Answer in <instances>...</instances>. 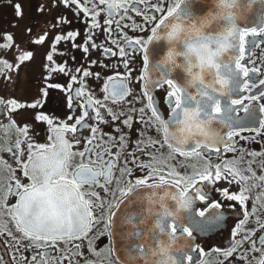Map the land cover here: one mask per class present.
<instances>
[{
    "label": "snow or ice",
    "instance_id": "6c2138e0",
    "mask_svg": "<svg viewBox=\"0 0 264 264\" xmlns=\"http://www.w3.org/2000/svg\"><path fill=\"white\" fill-rule=\"evenodd\" d=\"M152 2L153 0H66L65 7L74 6V10L83 13L84 17H89L91 14V19L96 20L100 15L96 6L97 4L102 5L107 9L110 35L111 31H115L111 28L114 18L129 12L133 4L139 6L142 3H147L153 15L156 12H161V8L151 7ZM248 2L264 6V0H217L219 11L215 20L219 23H216L210 32L204 33L202 29L207 26L205 22L192 23L194 17L178 15L179 6L185 3V0H177L176 8L169 10L167 16L159 18L157 28L169 29L168 21L171 17H175L177 23L171 25L167 35H160L156 30H153L152 39L146 41L147 44H153L156 41H167L171 44L178 39L181 41L177 44L180 45L179 52L185 53L181 57L182 63L176 65L173 56L175 50L169 51L166 59L154 66L157 71L161 72L159 79L149 80L147 77L149 58L144 53L148 52V48L142 46L145 42L139 39L129 40L127 42L129 48H119L121 54L133 51L142 55L146 66L145 75H142L137 82L143 83V95L146 97L147 105L139 112L141 117H145L146 112L150 111L151 118H145L138 123L150 124L154 118L158 122L155 125L157 129L163 131V140L159 144L150 141L146 145L138 143L136 147L139 151L130 152L125 156L126 167L121 170V180L116 182L118 188L116 192L112 193L113 202L110 205L101 201L100 196L94 191H83L86 187L88 189L96 187L106 189L107 185L112 183L113 169L119 159V153L114 155L110 145L101 144L103 150L99 153L94 151L96 145L101 142L96 138L98 129L91 125L93 123L104 124L107 122V118L102 116L101 110L97 107L98 103L101 108L103 104L91 97L86 91L84 80L80 79V77L95 78L91 72L78 71L74 73V77L69 76L72 85L80 86L75 89L71 87L67 89L72 94L69 105L73 106L74 111L81 110L79 118L69 117L73 126L61 124L58 127H53L54 122L46 116L38 115L36 117L38 122L47 124L51 130L50 147L35 145L29 138L30 129L27 127L20 129L14 123L0 126L3 135H15L16 137L14 143L7 140L0 144V152L7 151L10 158L16 157L14 163L19 165L18 170L22 172L25 179L31 182L27 186L24 185L23 180L15 182V189L9 188L6 193L3 188H0V209H3V201L7 200L8 196L18 198V202L13 207L7 208L6 211L16 231L32 245L26 251L44 249L47 245L56 249L57 242L65 243L83 239L96 223L93 213L104 209L108 215V219L105 221L106 228H131V235L122 232L121 238L137 241L134 246L128 248V259L125 264H137L138 260H143L144 264H192L191 256L173 253L171 250L178 231L189 237L193 235L192 231L176 222L177 211L187 212L191 209L193 200L189 193L198 197L200 203H207L204 194L197 185L215 184L222 180L240 188L238 193L224 190L222 194L226 200L233 201L240 206L244 219H251L257 214L256 207L249 210L248 201L253 198L255 189L259 188L261 192H264V176H256L253 170V161L249 160L241 171L239 161H234L231 164L225 162L223 166H220L204 160L201 154L202 150L222 155H226L228 152L235 154L237 151L235 138L241 136V132L236 130L234 125H245V131H254L256 135L264 134L254 126L253 121L256 120V113L252 110L253 103L261 104L264 99V73L256 67L249 69L247 66H241V62L245 59L252 64H256L258 61V57H253L251 54L245 55L246 37L253 38L247 43L250 53L254 52L261 43L255 38L264 37V11L257 17L259 30L257 27H253L248 31L238 29L235 17L230 13V10L238 3ZM82 4L86 6H81ZM15 10L18 15L21 14L19 5ZM135 11L137 14H141L142 9L137 7ZM149 22H151L150 18ZM181 23L185 25L183 29ZM99 27V24H92L85 37L88 43L75 45V47L85 54H88L90 49L96 50L95 45L92 44L91 29ZM77 35L68 33L65 37H57L55 44L60 43L62 39L65 41L75 40ZM45 39L46 37H38L30 42L43 44ZM5 40L7 42L3 48L7 49L12 42V37L7 36ZM226 54L228 55L226 56ZM105 55H109L106 50ZM14 59L22 65L32 57L17 53ZM46 59L51 62L53 57L49 55ZM260 63H264V61H260ZM0 67L7 68L9 71L14 70L12 64H5L3 61H0ZM172 67L181 69L187 77L186 83L174 82L171 78ZM50 71L67 74L66 69L62 66L50 69ZM253 75L261 76V79L252 80L251 76ZM165 87L169 90L165 100L171 111V119L168 121H165L156 109L152 95V91ZM257 88L260 89V93L255 96H240L241 93L254 92ZM190 90H194V94ZM60 91L63 92L65 89L61 88ZM104 91L107 93L106 100L112 103L122 102L130 94L124 83L112 85L109 82ZM85 97L87 99H84ZM246 101H250V103L246 104ZM0 107L6 109V111L0 112V115L10 118L12 113L19 111L22 107L36 109L41 105L34 103L22 106L15 101L7 103L0 101ZM104 110L108 116L114 115L110 110ZM241 112L247 116V120L238 118ZM259 113L261 117L258 121L259 129H264V106L259 107ZM122 123L124 128L131 129V119L123 120ZM214 124L220 127H213ZM225 129L227 130L226 135L222 134ZM85 131L91 133V136L82 139L80 134ZM114 131L117 134L121 133L119 127ZM66 137L68 138L66 139ZM112 139L123 151L126 137L121 135L119 140H116L115 137ZM77 142L85 146L83 152L71 150L77 146ZM21 145L27 147L26 162H21L19 159L25 155L21 150ZM145 147L154 150L149 157L153 161L159 160V157L155 155V150L167 147L170 150L169 161L173 156L196 157L203 162V167L193 166V174L189 177H173L171 180L161 178L172 174V169L167 162L161 160L159 163L149 165L141 163L139 159H133L140 155L149 156V153L144 151ZM77 157H79L80 163L73 168L72 161ZM127 165L132 167L128 168ZM0 166L8 167L7 163L3 161H0ZM137 169L141 171L147 169L145 178L123 180L125 176H132ZM164 169L167 171H163ZM177 179L180 180L179 185L176 182ZM153 180L154 183L149 182ZM165 187L175 188V192L165 191L162 196L157 197L156 190ZM142 189H151L152 192L144 196L141 194ZM193 190L195 191L193 192ZM117 196L119 199H116ZM256 200L259 202V194H256ZM168 201L174 202L178 208L174 207L170 211L167 205ZM154 202L158 204L160 211L154 210ZM144 204L149 205L146 210ZM219 208L220 205L214 203L211 204L208 211L211 212L212 209ZM196 215L203 220L207 213L198 212ZM149 218L154 224V229L150 232L145 226V222ZM223 219L222 216H212L201 227L213 230L219 226ZM2 220L3 212L0 211V223ZM256 223L259 225L257 231L264 230V221L256 220ZM237 234H239V230ZM0 235L5 237L0 240V244H5L7 247L8 243H12L19 248L20 242L12 240L10 233H0ZM145 235L150 238L153 245L150 254L148 249L138 243ZM254 236H256V232L244 234L245 238ZM164 237H167V240L163 239ZM258 239L259 244L253 242L251 252L241 253L238 259L244 261L245 264H264V236L258 237ZM244 242V238L237 241L240 246ZM257 251L260 252L261 258L253 262L250 258L251 254ZM78 254L79 245L75 250L70 248L68 253H61L62 259L56 258L55 260L51 253L43 250L39 256L33 255L29 264H64L65 260H72ZM15 258L20 261V264H24L27 259L24 256Z\"/></svg>",
    "mask_w": 264,
    "mask_h": 264
},
{
    "label": "flooded vegetation",
    "instance_id": "af4514ba",
    "mask_svg": "<svg viewBox=\"0 0 264 264\" xmlns=\"http://www.w3.org/2000/svg\"><path fill=\"white\" fill-rule=\"evenodd\" d=\"M187 1L185 0V2ZM65 2L66 0H3V26H8L6 32L12 37L15 47L7 56L3 57L5 64H12L14 70L9 71L7 68L3 70V80L0 81L2 88L0 101L4 103L15 101L22 106H29L35 103L41 105V107L36 109L22 107L19 111L12 113L10 118L0 115V126L14 123L20 129L27 127L30 129L29 138L35 145L50 147L51 130L47 124L38 122L36 117L38 115L46 116L50 121L54 122L53 127H58L61 124L73 126V122L69 117L79 118L81 110L76 109L74 111L73 106L69 105V99L72 94L67 89L70 87L75 89L80 86L72 85L69 76L74 77V73L78 71L91 72L95 78L80 77V79L84 80L86 91L91 97L103 104L102 108L99 103L97 107L101 110L102 116L107 118V122L104 124L93 123L91 125L98 129L96 138L101 142L96 145L94 151L96 153L102 151L101 144L110 145L114 155L119 153V159L113 169L112 183L108 184L106 189L99 187L88 189L86 187L83 191H94L100 196L101 201L110 205L113 202L112 193L116 192L118 188L116 182L121 180V170L126 167L125 156L130 152H138L139 149L136 147L138 143L146 145L150 141L154 144H159L163 140V131L162 129H157L155 125L158 122L154 118H152L153 122L150 124L138 123V121L145 118H151L150 111L146 112L145 117H141L139 112L140 109L146 108L147 105L146 97L143 95V83L137 82L142 75H145L146 66L142 55L133 51H126L121 54L119 48H129L130 46L127 42L136 39L145 42L142 46L147 47L146 41L151 39L153 30L157 29L159 18L167 16L169 10L175 9L177 0H153L151 7L162 9L161 12H156L154 15L147 3H142L139 6L133 4L129 12L122 13L121 16L114 18L111 28L115 29V31H111L110 35L107 23L108 17L106 15L107 9L105 7L97 4L96 10L100 15L97 16L96 20H92L91 14L89 17H84L83 13L74 10V6L65 7ZM183 4L179 6L180 9ZM17 5L21 9V14L19 15L15 10ZM81 6L86 5L82 4ZM137 7L142 9L141 14L136 13L135 9ZM262 11H264V6L259 3L248 2L239 4L238 10H230V13L235 17L237 28L248 31L253 27H257L259 30L257 17ZM186 15H190V13ZM216 15L217 13L210 14L207 11L198 12L197 14L193 13L194 20L192 23L196 21L205 22L207 26L202 31L207 33L215 27L216 23H219L215 20ZM149 18L151 22H149ZM92 24L100 25L97 29H91L92 44L95 45L96 50L90 49L89 53L85 54L75 45H86L88 43L85 37ZM184 27L185 25L181 23V28L183 29ZM68 33L78 34L77 38L72 41L62 39L60 43L55 44L57 37H65ZM181 35H183V32H181ZM38 37H46L45 42L43 44L30 42ZM252 39V37H246L245 55L251 54L253 57H258V61L256 64H252L245 59L241 62V66H247L249 69L256 67L264 73V63H260V61H264V37L255 38L261 43L254 52L250 53L247 42ZM179 47L180 45L175 42L171 44L167 42L164 60L169 51L175 50L173 52L174 62L176 65L181 64L182 59L174 54L179 52ZM105 50L109 53L108 56L105 55ZM17 53L31 55L32 59L25 61L21 65L14 59ZM49 55L53 57L51 62L46 59ZM92 65H95V67H92ZM58 66L64 67L67 74L50 71V69ZM171 78L177 83H186L187 81L186 75L178 67H172ZM205 79L207 78L205 77ZM251 79L258 81L261 76L253 75ZM109 82L112 85L124 83L130 94L122 102L112 103L106 100L107 93L104 89L106 85H109ZM61 88H64L65 91H60ZM168 91L166 87L152 91L155 107L165 121L171 119V111L167 107L165 100ZM190 91L194 94V90ZM259 93L260 89L257 88L254 92L241 93L240 96H255ZM84 99H87V97ZM245 103H250V101ZM261 106H264V99H262L261 104H252V110L256 113V120L253 121V124L264 133V129H259L258 125V121L261 118L259 113V107ZM104 109L110 110L114 115L108 116ZM4 111L6 109L0 107V112ZM238 118L248 119L243 112ZM127 119H131L132 122L130 130L123 127L122 121ZM117 127L121 129L119 134L114 131ZM213 127L219 128L220 126L214 124ZM234 128L241 132V136L235 138V147L237 149L235 154L228 152V154L222 155L220 153H207L202 150L201 154L204 160L220 166H223L225 162L231 164L234 161H239L241 171L249 160H252L256 176H264V134L256 135L254 131H245V125H234ZM222 134L226 135L227 130L225 129ZM80 135L83 139L90 137L91 133L85 131ZM121 135L126 137L123 151L112 139V137H115L116 140H119ZM15 139V135H3V132L0 131V144L7 140H11L14 143ZM8 146L10 147L11 145ZM84 147V145L77 142V146L71 150L73 152H83ZM21 150L25 155L24 157H19V159L21 162H26L27 147L21 145ZM144 151L149 153V156L140 155L133 157V159H139L141 163L149 165L159 163L161 160L167 162L172 169V174L167 177H161L164 179L171 180L173 177H189L193 174V166L203 167V162L196 157L173 156L172 160L169 161L170 150L167 147L155 150V155L159 157L157 161L149 158L154 151L153 149L145 147ZM93 158L95 157L93 156ZM15 159L16 157L10 158L7 151L0 152V161L6 162L8 165L7 168L0 166V188H3L5 193L9 188L15 189V182L23 180L25 186L31 183L18 170L19 165L14 163ZM79 163L80 160L77 157L72 161L73 168L78 166ZM127 167L131 168L132 166L127 165ZM163 171H167V169ZM146 172L147 169L143 171L137 169L132 176H125L123 180L145 178ZM149 182L154 183L155 181ZM176 182L178 185L180 184L179 179ZM197 187L204 194L207 203H200L198 197L193 195V193H189L193 200L191 209L187 212L177 211L176 222L192 231L193 235L189 237L178 231L172 244V252L191 256L192 264H245L244 261L238 259L239 255L241 253H250L252 243L259 244L258 237L264 236V230L257 231L259 225L256 223V220L264 221V192H261L259 188L254 190L253 198L248 201V208L251 210L256 207L257 214L251 219H244L240 206L233 201L226 200L222 194L224 190L238 193L240 191L238 186L230 185L222 180L219 183H208L197 185ZM165 191L175 192V188L168 189L165 187L157 189V197L162 196ZM151 192V189H142L141 194L147 196ZM256 194H259V202L256 200ZM116 199H119V197L117 196ZM17 202V197L8 196L7 200L3 201V209H0L3 212L0 233H10L12 240L20 242L19 248L12 243H8L7 247L5 244H0V264H20V261L15 258L20 256L27 258L24 264H29L30 258L33 255L39 256L43 250L51 253L53 260L56 258L62 259L61 253H68L70 248L75 250L77 245H79V254L73 257L72 260H65L64 264H125L128 259V248L137 243V241L132 239L124 240L121 238L122 232H127L131 235V228H106L105 221L108 219V215L104 209H101L93 213V219L96 223L83 239L65 243L57 242L56 249L52 248L51 245H47L44 249L26 251L32 245L16 231L6 211L7 208L13 207ZM214 203L219 204L220 208L212 209L209 212L208 209ZM167 205L170 211L174 207L178 208L172 201H168ZM148 207L149 205L144 204L145 210ZM154 210L160 211L158 204H155V202ZM198 212H205L207 215L201 220L196 215ZM117 215L119 214L117 213ZM212 216H222L224 219L213 230L203 229L201 226ZM145 226L149 232L154 229L151 218L145 222ZM238 230L239 234H237ZM251 232H256V236L244 237L245 233ZM4 238V235H0V240ZM242 238L245 239V242L240 246L237 241ZM163 239L167 240V237ZM138 243L148 249L149 254L151 253L153 245L147 235L139 240ZM250 258L253 262L259 260L261 258L260 252L252 253ZM137 264H144V261L138 260Z\"/></svg>",
    "mask_w": 264,
    "mask_h": 264
},
{
    "label": "water",
    "instance_id": "95a60500",
    "mask_svg": "<svg viewBox=\"0 0 264 264\" xmlns=\"http://www.w3.org/2000/svg\"><path fill=\"white\" fill-rule=\"evenodd\" d=\"M238 5L239 3L231 10H238ZM202 11H207L210 14L218 13L219 9L217 7V0H188L183 4V7H181L178 15L185 16L187 13H190V15L193 17V13L197 14L198 12ZM168 23L169 29L161 30L157 28L156 31L160 35H167L168 31L171 28V25L177 23V21L175 17H171ZM166 43L167 41H156L153 44H148L147 46L148 52L146 53V55L149 58V71L147 72V77L149 80H156L161 78V72L157 71L154 66L164 61Z\"/></svg>",
    "mask_w": 264,
    "mask_h": 264
},
{
    "label": "rangeland",
    "instance_id": "374dc122",
    "mask_svg": "<svg viewBox=\"0 0 264 264\" xmlns=\"http://www.w3.org/2000/svg\"><path fill=\"white\" fill-rule=\"evenodd\" d=\"M4 25V15H3V0H0V61H4L3 57L7 56L15 47V43L12 41L10 46L5 49L3 48V45L7 42L5 40V37L10 36L9 33H7V28L8 26H3ZM3 70L4 67H0V81H2L3 79ZM3 87V84H2ZM2 91V88L0 86V93Z\"/></svg>",
    "mask_w": 264,
    "mask_h": 264
},
{
    "label": "clouds",
    "instance_id": "9594fccd",
    "mask_svg": "<svg viewBox=\"0 0 264 264\" xmlns=\"http://www.w3.org/2000/svg\"><path fill=\"white\" fill-rule=\"evenodd\" d=\"M179 42H181L179 39H178V41H176L175 43H179ZM187 50L185 49V52H186ZM176 56H178V57H183L184 56V54L185 53H180V52H176V53H174Z\"/></svg>",
    "mask_w": 264,
    "mask_h": 264
}]
</instances>
